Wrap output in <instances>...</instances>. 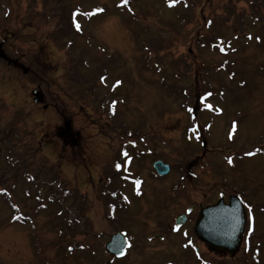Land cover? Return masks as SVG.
I'll return each instance as SVG.
<instances>
[{"label": "rangeland", "instance_id": "374dc122", "mask_svg": "<svg viewBox=\"0 0 264 264\" xmlns=\"http://www.w3.org/2000/svg\"><path fill=\"white\" fill-rule=\"evenodd\" d=\"M0 113L31 164L11 169L14 142L1 145L0 264H188L185 238L157 240L158 225L207 187L242 193L250 225L234 257H206L264 264V0H0ZM121 153L132 177L172 164L161 207L125 196L127 178L103 195ZM123 228L132 249L109 256Z\"/></svg>", "mask_w": 264, "mask_h": 264}, {"label": "water", "instance_id": "95a60500", "mask_svg": "<svg viewBox=\"0 0 264 264\" xmlns=\"http://www.w3.org/2000/svg\"><path fill=\"white\" fill-rule=\"evenodd\" d=\"M35 101L41 99V95L34 90ZM157 171L161 174L170 170L168 164L162 160L155 162ZM247 213L245 204L239 196L231 195L229 202L221 197L215 204H210L201 209L195 225L197 236L209 245L222 251L236 253L239 251L245 227ZM126 241L121 234L114 235L107 243V249L111 253H122Z\"/></svg>", "mask_w": 264, "mask_h": 264}, {"label": "trees", "instance_id": "16d2710c", "mask_svg": "<svg viewBox=\"0 0 264 264\" xmlns=\"http://www.w3.org/2000/svg\"><path fill=\"white\" fill-rule=\"evenodd\" d=\"M2 107L4 110H6L5 103ZM9 113H11V111H9ZM4 121H6V120L1 119V113H0V148L2 147L1 145L6 144V142H14V150L12 149L10 151V156L12 155V156H14V158L19 157L18 159H14V160L12 159V161L10 160V164L12 166L11 169L21 170L23 168L29 167L31 164L26 163L24 160H22V158H20L22 155L20 153H22V152L17 154V143L21 142L20 132H22L21 128L19 127L20 123L16 120L15 121L11 120L10 122L4 124ZM22 148H24V147H22ZM23 154H25V153H23ZM17 165H18V168H17ZM52 169H55V165ZM44 170L45 169H43V171Z\"/></svg>", "mask_w": 264, "mask_h": 264}, {"label": "flooded vegetation", "instance_id": "af4514ba", "mask_svg": "<svg viewBox=\"0 0 264 264\" xmlns=\"http://www.w3.org/2000/svg\"><path fill=\"white\" fill-rule=\"evenodd\" d=\"M75 141V140H74ZM75 143V142H74ZM227 192V193H226ZM230 192H235V193H238L236 190H232V191H225L224 192V189L222 188V191L220 190V191H218V196H220L221 195V193H225L226 195H229V194H231ZM206 197L207 198H209V199H213V197H212V195H211V191L210 192H206ZM213 201V200H212ZM202 202H200L199 204H198V207H197V205L196 204H194L193 205V209H192V211L190 212V213H188V214H186V218H185V222L183 223V225L180 227V229H183L184 230V232L186 233V234H188V233H190V231L192 230L193 231V227H185V226H187L188 224H190L191 222H192V220H194V218H195V216L197 215V213H198V211H199V209H200V206H202ZM168 229H169V224H167L166 226H163V230L165 231V232H167L168 231ZM193 233H194V231H193ZM190 244L193 246V249L192 250H196V246L198 247V246H201V247H203L204 249H208L209 247L206 245V244H204L203 242H201L199 239H197L196 237H195V235H194V237L193 238H191V240H190ZM190 246V245H189ZM191 247V246H190ZM210 249V248H209ZM198 253H200V251L198 252ZM205 262H206V260H205ZM188 264H196V262H195V260H190L189 261V263Z\"/></svg>", "mask_w": 264, "mask_h": 264}, {"label": "snow or ice", "instance_id": "6c2138e0", "mask_svg": "<svg viewBox=\"0 0 264 264\" xmlns=\"http://www.w3.org/2000/svg\"><path fill=\"white\" fill-rule=\"evenodd\" d=\"M77 27H79V25H77Z\"/></svg>", "mask_w": 264, "mask_h": 264}]
</instances>
